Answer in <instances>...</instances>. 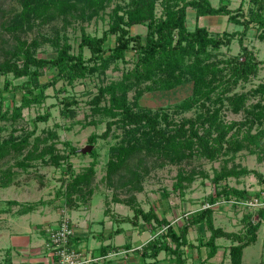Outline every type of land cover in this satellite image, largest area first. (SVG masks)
Masks as SVG:
<instances>
[{"label": "trees", "instance_id": "1", "mask_svg": "<svg viewBox=\"0 0 264 264\" xmlns=\"http://www.w3.org/2000/svg\"><path fill=\"white\" fill-rule=\"evenodd\" d=\"M21 9L9 18L6 9L0 4V12L4 17L2 27L10 34L0 41V74H12L14 78L27 77L21 84L12 85L7 79L1 90L0 118L15 124L23 117V110L34 105H41L47 98L45 90L55 86L60 80L74 85L76 81L93 75H106L115 64L119 69L120 61L127 62V55L133 52V68L122 72L118 81L102 83L98 92L89 101L94 115L109 118L102 134L92 133L89 137L91 145L99 138L107 139L114 127L123 129L124 136L120 142L110 147L106 175L102 182L109 187L125 188L132 192L127 198L115 194L114 200L129 206L133 216L123 221L139 224L140 221L154 230L152 237L140 251L144 264L147 259L153 263L159 261V255L165 252L169 261L174 264H185L187 249L206 246L209 248L207 259L217 255L219 238L230 240L228 247L230 264H243L244 250L258 240V232L264 221V207L257 211L258 220L253 213L244 214V228L239 231L226 230L215 224L213 205L222 197L227 201L246 202L254 198L247 190L239 189L221 182L230 178H240L254 173L261 184L264 176L261 172L239 167H229L227 162L236 155L247 150L264 161V83L249 92H235L241 82H249L259 74L264 59L260 60L244 41L251 28H257L259 38L264 39V0H241L236 8H232L229 0H221L215 6L211 0H12ZM249 8L246 11L245 5ZM114 5V6H113ZM109 7V28L101 36L90 34L82 25L81 40L78 52L74 51L69 38L59 34L54 37L34 38L28 40L22 32L39 24L50 22L54 18L71 25L74 21L91 22L103 18ZM161 8L160 13L158 8ZM195 9L196 18L204 16H227L230 23L242 29L213 33L208 26L196 24L190 29L187 23L188 8ZM144 25L147 28L145 37L132 34L131 28ZM110 36H115L114 47H106ZM238 41L240 53L228 55L223 48H231ZM49 43L56 51L51 58L38 56L36 51ZM90 51L86 56L85 49ZM48 71L54 74L46 82L40 78ZM192 84V93L176 106L177 111H190L195 108V116H185L181 120L171 118L168 108L152 109L144 107L140 99L146 92L172 91L177 87ZM10 91L13 100L3 111L2 93ZM134 91L133 101L129 93ZM20 94V98L17 96ZM259 95L256 102H248L250 97ZM18 99L20 104H16ZM62 114L74 117L77 104L74 99L63 100ZM226 106L234 113L245 112L242 119L226 120ZM50 113L38 115V121H47ZM92 119L87 125H97L102 121ZM17 128L10 136L0 137V188L16 184V168L28 170L35 162L61 167L67 162L70 178L56 192L55 199L63 198L62 204H85L95 193L96 149L90 153L93 160L80 172H74L70 156L80 152L81 148L70 146V150L60 151L57 147L58 133L47 130L46 136L32 137L36 130H30L23 136L15 135ZM67 151V152H66ZM225 158L226 163L221 170H215L211 178L216 193L211 194L203 208L188 216L182 225L174 226L165 216L160 215L155 207L145 210L139 204L134 191H142L141 177L149 174L153 168L165 167L168 164H181L185 161L205 159L211 162ZM15 160L13 164L11 161ZM5 165H9L5 168ZM209 177L208 174H205ZM195 180V173H186L183 169L177 174L175 189L183 192L184 188ZM168 196V192L163 194ZM207 202V204H206ZM9 204H18L11 200ZM24 211L34 209V204H25ZM4 210H0L3 212ZM109 212V210H106ZM204 225L211 232L204 241L198 244L189 238V229ZM117 228L108 237L122 233ZM161 231V232H160ZM103 240L106 238H102ZM80 239L76 238L77 243ZM127 246V245H126ZM129 246V245H128ZM110 246L102 244L99 256L106 255ZM11 249L6 251L4 264H15L12 261ZM167 258V259H168ZM204 263V262H202ZM22 264V263H20ZM102 264H105L104 262Z\"/></svg>", "mask_w": 264, "mask_h": 264}, {"label": "rangeland", "instance_id": "2", "mask_svg": "<svg viewBox=\"0 0 264 264\" xmlns=\"http://www.w3.org/2000/svg\"><path fill=\"white\" fill-rule=\"evenodd\" d=\"M211 2L213 5L218 6L221 0H211ZM229 2L232 8H236L241 0H229ZM0 4L7 10L5 13V17L7 18L21 9L20 5L12 0H0ZM248 6V4L245 5L246 11L249 8ZM111 9L112 7H109L102 13L103 18L93 19L91 22L86 21L84 23L73 20V23L68 26H65L64 21L58 18H54L45 24H39V21H37L33 28L22 32V36L28 40H32L36 37L42 39L43 37H54L58 34L60 36L66 35L73 44L74 51L78 52L82 34L81 26L83 25L88 33L101 36L109 28V13ZM158 9L160 13L161 8L159 7ZM187 18L190 29L195 28L196 24L208 26L209 30L213 33L242 29V27L230 23L227 16H204L197 19L195 9L192 7L188 8ZM3 21L4 17L0 12V41L1 38L10 37V34L5 32L2 27ZM131 32L134 35L140 34L142 37H145L147 28L144 25H135L131 28ZM244 43L255 52L260 60L264 59V39L259 38L256 27L249 30ZM114 45L115 36H110L105 46L108 48L114 47ZM84 52L86 56H90V51L87 48ZM223 52L228 55L239 54V42L235 41L230 49L224 47ZM36 53L38 56L46 58H51L56 55L55 48L49 43L39 47ZM132 59L133 52L131 51L127 55V62L120 61L118 63L119 69H114L115 64H113L104 76L93 75L86 79L76 81L73 86L67 84L65 80H60L55 86L48 87L45 90L47 98L44 102L41 105L25 108L23 110V117L15 124L0 118V137L6 138L10 136L14 128H17L15 135L18 137L35 129L36 133L32 137V140L38 135L46 136L47 130H55L59 135L57 147L60 151L70 150V146L66 145V142H69L74 147L85 148L91 144L89 137L92 133L102 134L105 131L106 122L109 119L98 114L94 115L89 101L98 92V86L100 84L118 81L122 77L123 70L132 69L134 66ZM53 74V71H48L40 78L41 82L48 81ZM7 79L11 80L12 85L15 86L26 81L27 77L17 79L12 74H0V94ZM263 83L264 64L261 66L257 76L253 77L249 82H241L236 87L235 92L251 93L253 89ZM191 93L192 84L177 87L172 91L146 92L140 99V103L142 106L154 110L160 107H169L168 112L171 118L179 121L185 116H195L198 112L197 108L184 112L176 110L177 104ZM2 94L6 96L2 105V110L4 111L11 100H13V93L4 91ZM134 94V91L129 93L131 101H133ZM17 97L20 98V94ZM65 98L77 101V104H74L72 107L76 110L74 117H64L62 114L63 100ZM258 99L259 95L250 97L247 106L256 102ZM20 103L21 101L18 99L16 104ZM48 112L50 113V117L47 121H35L38 115ZM223 112L226 120L242 119L245 116V112L234 113L227 106ZM101 118H103L102 121L97 125L86 124L92 119L100 120ZM124 135L123 129L114 127L112 134L107 139L99 138L93 144L92 150L96 149L97 152L95 180L93 184L95 193L93 197L85 204L77 202V205L74 206L62 204L64 202L63 198L59 199L62 201L61 204L54 199L59 203V217L57 223L52 222L51 226H47L46 229L48 227L58 226L62 218L61 216L65 215V217L70 219L75 231V237L80 239L76 245L83 250L86 257H98L100 255L98 250L101 245L109 244L110 248L108 253L105 256H100L102 258L100 260H103L105 264H144L145 260L141 256L140 251L154 237V230L151 229L150 225L143 223V221H140L139 224L123 221L124 218L132 217L133 211L129 206L116 202L114 197L115 194L120 198L129 197L132 193L128 191L129 186L125 188H114L102 182V178L106 175L110 147L120 142ZM93 160L95 158L90 152L82 153L80 151L77 154L71 155L69 162L72 163L74 172H80L89 166ZM225 160L223 158L211 162L205 159H195L185 161L181 164H168L165 167L153 168L149 174L145 175L143 173L141 177L143 190L134 191V194L139 204L145 210L155 207L157 212L160 215H165L174 226L182 225L188 216H191L193 212L204 207L205 201L211 194L216 193V189L218 188L215 187L211 178L214 176L215 170H221L222 166L226 163ZM14 162L15 160L11 161L10 164ZM234 164H237L239 167L257 170L264 176V161L260 162L257 155L251 154L247 150L239 152L235 159L227 162L229 167ZM8 166L5 165V168ZM182 169L186 173H195V180L191 185L184 188L183 192L175 189L174 185L177 181V174ZM15 170H17L15 176L16 184L8 188H0V208L8 206L7 201L4 200L5 197L12 198L13 196H19L22 199L31 201H37L40 198L47 200L55 198L57 190L62 185H66V182L70 178L67 162H63L61 167H57L37 161L27 171L16 167ZM205 174H208L209 177H206ZM225 184L239 189H245L258 200L253 206L246 204L236 205L232 201H227L224 199L225 197H222L218 203L213 205V209L215 210V224L222 226L226 230L239 231L244 228L242 221L244 214L253 213L254 219H259L257 211L259 208L264 207V184L259 182V178L254 173L241 176L240 178L230 177L222 181L219 188ZM166 192H168V196L164 197L163 194ZM46 209L48 208L46 207ZM106 210H109V212ZM120 227L123 229L122 233L112 238L108 237L109 234ZM210 234L211 232L204 225H200L191 227L188 236L192 242L198 244L200 238H204V241H206ZM102 238L106 239L103 240ZM217 243L220 245L217 255L209 259H207L209 248L206 246L187 249L185 255L187 261L185 264H230L228 253V247L231 243L230 240L219 238ZM40 248L39 246L33 248L31 251L26 250L22 257L18 260L16 259L17 263L15 264H31L33 261H36L32 256L38 254ZM8 249H0V264L5 263L6 251ZM12 253L11 251V255ZM167 258L166 253L162 252L159 255L160 260L156 264H174ZM147 262V264H155L150 259H147ZM243 264H264V221L259 229L257 242L249 245L244 250Z\"/></svg>", "mask_w": 264, "mask_h": 264}, {"label": "crops", "instance_id": "3", "mask_svg": "<svg viewBox=\"0 0 264 264\" xmlns=\"http://www.w3.org/2000/svg\"><path fill=\"white\" fill-rule=\"evenodd\" d=\"M54 199L40 198L37 201H31L22 199L19 196L5 197L4 200L7 203L11 200L19 202L18 204L8 203L7 207L0 208V210H4L0 212V249L11 248L13 252L12 261L14 263H17V260L22 257L26 250L31 251L33 248L41 247L46 238V227L51 226L52 222L57 223L59 217L58 206L62 201L56 199L59 201L57 203ZM25 204H34V209L24 211ZM44 256L41 254L32 257L36 261H41Z\"/></svg>", "mask_w": 264, "mask_h": 264}, {"label": "built area", "instance_id": "4", "mask_svg": "<svg viewBox=\"0 0 264 264\" xmlns=\"http://www.w3.org/2000/svg\"><path fill=\"white\" fill-rule=\"evenodd\" d=\"M232 202L234 203L235 200ZM257 202L258 200L253 198L246 202H238V204L253 206ZM61 217L58 226L48 227L45 230V241L36 254L45 255L44 259L33 261L31 264H102L103 260H100L102 259L100 256L95 258L85 256L83 250L76 245L75 231L70 219L65 215Z\"/></svg>", "mask_w": 264, "mask_h": 264}, {"label": "water", "instance_id": "5", "mask_svg": "<svg viewBox=\"0 0 264 264\" xmlns=\"http://www.w3.org/2000/svg\"><path fill=\"white\" fill-rule=\"evenodd\" d=\"M92 147H93V145H88V146H86L85 148H81V152L82 153H87V152H91L92 151Z\"/></svg>", "mask_w": 264, "mask_h": 264}]
</instances>
